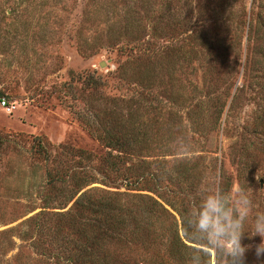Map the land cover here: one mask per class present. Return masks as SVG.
Segmentation results:
<instances>
[{"label": "rangeland", "instance_id": "1", "mask_svg": "<svg viewBox=\"0 0 264 264\" xmlns=\"http://www.w3.org/2000/svg\"><path fill=\"white\" fill-rule=\"evenodd\" d=\"M2 98L15 109L0 105V264H56L33 221L67 214L81 189L77 198L91 191L97 209L103 192L117 195L132 244L107 248L126 264H191L196 252L203 264H226L182 231L180 212L186 219L195 210L214 175L234 198L252 199L249 223L264 213V0H0ZM115 98L142 109L123 108L119 118ZM149 112L158 118L152 130L140 125ZM98 119L135 122L150 137L121 155L130 187L112 177L108 149L84 121ZM58 171L65 182L52 188ZM144 195L172 214L154 233ZM93 219L84 211L69 226L102 241ZM175 219L188 246L180 255L169 247ZM260 240L245 233V264H264Z\"/></svg>", "mask_w": 264, "mask_h": 264}, {"label": "trees", "instance_id": "2", "mask_svg": "<svg viewBox=\"0 0 264 264\" xmlns=\"http://www.w3.org/2000/svg\"><path fill=\"white\" fill-rule=\"evenodd\" d=\"M250 62L252 65H254L255 58L252 57L250 59ZM139 97L142 96L139 95ZM214 101L217 106V111L220 110V106L221 108L223 106L221 104L222 101L220 97L214 99ZM141 104V101H137L135 100V98L130 99L129 101L123 98H115L113 99V105H115V107L112 113L119 118L124 119L126 115L123 116L119 113L123 108L140 111V109H142ZM119 118H116L114 121ZM141 118L143 120L142 122H140V125L146 130H152L151 128L149 129V126H154V123H156L158 120V118L154 117V114H152V112L142 114ZM98 120L99 122L97 125L92 124L89 120L84 121L90 133L95 136L97 140L103 146H105L106 149H108L106 163L110 171L114 173L112 177H114V175L116 174L117 178L119 177L122 179V183L119 185V187L124 186V184H127L128 187H130L133 178L122 173L124 170L122 169L123 156L121 155L126 154L127 151H135V143L138 142V140L139 143H141V141H147V139L150 137L145 132H142L144 134L140 135L135 132L133 128L135 122L127 123V121L122 120V122L119 123V126L117 125V127H115V125L113 124L114 121L109 122L100 119ZM152 121L155 122L153 123ZM127 129H132L135 132L134 135L136 136V138H134V135L131 134L133 133V131H127ZM149 132L150 131H148V133ZM38 146L40 148V153H42V155H46V149L43 147V144H39ZM64 176L66 177L67 175H63L59 171L52 173L49 178V185L52 188H55L57 184L64 183ZM155 178L156 175L154 174L153 179L155 180ZM114 179L115 178L110 179L109 185H114V181H116ZM143 179L147 180L145 176L143 177ZM81 191L82 189L79 190L76 194H73V196L71 195L70 197H68L69 203L75 200V204L69 210V212H67V214H53L49 212H43L36 218L35 221H33V230L36 231L35 234L37 235L36 242L40 244V241L42 240V243L44 241V238L50 239V242L53 245V248L51 250V252L53 253L50 255V257L55 261L56 264H126L125 261L124 263L119 259L117 262V260H115V258L110 255L111 251H109L107 248L108 245H113L116 243L122 244L125 247H131L132 244V241L125 232V223L120 215V211L122 213V210L120 209V203L118 204L116 200L117 195L111 192H103V194L106 193L108 197L103 198L104 200L98 202L99 209H97V202H94L91 198V195L89 194L91 191H87L77 198ZM141 198L142 201L146 203L145 213L148 214L150 220L153 219L152 222L149 223L151 232H157L158 229H160V226H157L160 225L161 222L159 218H162L165 222L168 217H172V214L166 209L164 204L160 203L153 197L144 195L141 196ZM48 201L50 200L48 199L45 202V209H50V204ZM174 209L176 210V208ZM84 211H89L94 215V219L88 221H91L92 223H95L99 226L97 230L101 232V236L103 238L105 237L104 240L101 241V239L98 238L97 240H88V238L84 237V234L82 233V230L84 228L83 226L78 225L74 226L73 228L69 226L71 223L75 224L77 218ZM165 213L167 214L166 216ZM95 215H97L99 219H97ZM180 215L182 219L181 222L184 237L186 239H189V237H187L188 235L185 216L182 212H180ZM176 222L177 221L175 219V223L169 228V233L171 235L169 247L172 249V252L174 254L180 255L182 254V248L186 249L188 248V246L185 244L183 238H181V231ZM65 229L72 230L76 233V235H70L68 233V231L70 230L66 232ZM45 242H47V240H45Z\"/></svg>", "mask_w": 264, "mask_h": 264}, {"label": "clouds", "instance_id": "3", "mask_svg": "<svg viewBox=\"0 0 264 264\" xmlns=\"http://www.w3.org/2000/svg\"><path fill=\"white\" fill-rule=\"evenodd\" d=\"M209 184L213 187L206 188L203 198L186 218L189 238L215 250L226 264H245L250 246L244 245L242 239L248 233L249 238H261L256 255L264 256V213H257L249 223L253 201L246 192L241 191L234 198L230 190L218 186L215 175ZM191 264H203L199 252L192 255Z\"/></svg>", "mask_w": 264, "mask_h": 264}, {"label": "built area", "instance_id": "4", "mask_svg": "<svg viewBox=\"0 0 264 264\" xmlns=\"http://www.w3.org/2000/svg\"><path fill=\"white\" fill-rule=\"evenodd\" d=\"M0 105L5 108L6 110H8L9 112H13L15 107L10 106V104L7 102L6 98H2L0 99Z\"/></svg>", "mask_w": 264, "mask_h": 264}]
</instances>
